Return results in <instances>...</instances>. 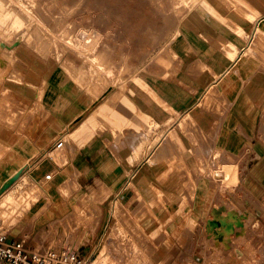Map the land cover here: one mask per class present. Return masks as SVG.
<instances>
[{"label": "rangeland", "instance_id": "rangeland-1", "mask_svg": "<svg viewBox=\"0 0 264 264\" xmlns=\"http://www.w3.org/2000/svg\"><path fill=\"white\" fill-rule=\"evenodd\" d=\"M197 1L0 0V188L21 172L0 194V232L36 249L71 246L93 264H264L261 229L250 230L262 208L244 189L241 167L213 155L210 144H154L164 135L186 140L177 127L185 112L168 111L152 95L141 91L140 98L135 91L141 90L137 79L155 91L161 78L199 73L177 30ZM205 9L202 2L196 8ZM253 24L239 37L243 44ZM261 49L245 58L264 64ZM139 98L160 111L152 128L149 107L140 109ZM103 99L110 114L72 140L78 174L71 165L63 170L71 131ZM164 113L169 117L162 122ZM78 139L88 144H75ZM135 142L143 144L140 159L121 180L125 146H114ZM155 145L159 155L152 162ZM208 154L216 164L205 163ZM141 168L147 180L135 198L134 174ZM205 177L215 182L208 198L217 196V202L202 222L200 214L192 215L201 206ZM117 197L122 205L114 220Z\"/></svg>", "mask_w": 264, "mask_h": 264}, {"label": "crops", "instance_id": "crops-1", "mask_svg": "<svg viewBox=\"0 0 264 264\" xmlns=\"http://www.w3.org/2000/svg\"><path fill=\"white\" fill-rule=\"evenodd\" d=\"M201 2L206 9L200 13L196 8ZM252 22L254 24L246 44H243L239 37L246 29V25ZM177 30L183 31L182 41L184 45H187V51L195 56L189 65L193 67V64L197 62L195 65L200 69L199 73L190 76L184 75L183 72L179 77L161 78L154 86L155 91L137 79L141 90L135 88V91L140 98H143L141 91L152 95L157 101H161L168 111L185 112L177 127L186 140L175 141L171 138L172 136L164 135L162 141L154 144H178V142L179 144H210L209 148L213 150V155H219L220 159L221 156L225 159L229 158L231 164L241 167L240 175L244 182V189L252 196L256 205L262 208L261 212L257 210L262 216L261 220L253 221L250 230L252 232L261 229L260 235L264 244V64L252 58H245L247 53L258 54L264 47V0H198L195 2V7L182 17ZM256 37L260 39L255 40ZM165 53L164 59L171 56V51H165ZM172 54L175 56L174 53ZM210 90L213 92H209ZM140 98V109L149 107L152 128L154 121L152 117L158 120L160 111L154 101L147 102L149 98H146L145 102H142ZM105 100L99 101L71 131L70 150H67L66 166L63 170H66V167L71 170L72 166L78 174L73 164L77 150L72 140L85 134L88 124L93 126L102 124L98 116H107L111 112ZM136 112H138L137 108H135ZM160 116L162 122L169 117L166 113ZM111 117L115 118L113 124L118 125L121 120L118 113H112ZM125 117L129 116L125 114ZM130 117L133 118V125L136 128L140 120L136 115ZM156 120L155 123H157ZM157 131L158 129H155L152 133ZM135 138L132 136V141ZM75 144H88V140L78 139ZM121 145L125 146L119 154L122 164L121 180H123L125 175H132V165L139 161L143 144L135 142L134 144H118L114 147L118 149ZM155 146V150L153 149L149 156L152 162L159 155L155 152L157 145ZM204 159L207 165L216 164L215 156L208 154L204 156ZM98 165L109 169L107 163L102 160L98 161ZM113 169L111 170L115 174L116 170ZM147 173L141 168L134 174L135 198L141 195L139 191L140 193L143 191L142 182L147 180ZM211 187L216 188L213 180L201 178V206L196 207L192 218L200 217L199 220L204 222L207 217H210L211 207L217 202V196L208 198ZM123 192L120 189V196L122 199L127 198L128 192ZM122 199L117 197L111 203L113 218V211L117 205H122L120 201ZM196 213L200 216H196ZM191 222L193 226L195 222L192 220ZM59 228L63 229V227ZM10 237L24 241L29 248L35 250L47 248L42 244V248L36 249L33 247L35 244L26 242L16 235Z\"/></svg>", "mask_w": 264, "mask_h": 264}, {"label": "built area", "instance_id": "built-area-1", "mask_svg": "<svg viewBox=\"0 0 264 264\" xmlns=\"http://www.w3.org/2000/svg\"><path fill=\"white\" fill-rule=\"evenodd\" d=\"M46 180L50 176H45ZM0 264H93L71 246L35 250L22 240L0 232Z\"/></svg>", "mask_w": 264, "mask_h": 264}, {"label": "water", "instance_id": "water-1", "mask_svg": "<svg viewBox=\"0 0 264 264\" xmlns=\"http://www.w3.org/2000/svg\"><path fill=\"white\" fill-rule=\"evenodd\" d=\"M20 173L21 172H17L12 178L3 184V186L0 188V194L9 188L19 178Z\"/></svg>", "mask_w": 264, "mask_h": 264}, {"label": "bare ground", "instance_id": "bare-ground-1", "mask_svg": "<svg viewBox=\"0 0 264 264\" xmlns=\"http://www.w3.org/2000/svg\"><path fill=\"white\" fill-rule=\"evenodd\" d=\"M40 115H41V114H40ZM29 124H30V123H29ZM127 144H128V143H127ZM61 147H62V144L59 143V144L57 145V149H59V148H61ZM162 148H163V147H162ZM174 149H175V148H174ZM169 156H170V155H169ZM157 157H158V156H157ZM157 157H156V158H157ZM179 160H180V159H179ZM177 161H178V160H177ZM179 167H180V166H179ZM168 169H169V168H168ZM170 169H171V168H170ZM169 173H170V172H169ZM46 176H47V175H46ZM49 176H50V179H49V180H51V175H49ZM45 179H46V177H45ZM127 216H128V215H127ZM210 223H211V222H210ZM54 224H55V223H54ZM129 225H130V224H129ZM50 226H51V225H50ZM121 230H122V229H121ZM125 230H126V229H125ZM119 231H120V230H119ZM116 232H118V231H116ZM120 232H121V231H120ZM120 232H119V233H120ZM126 232H127V231H126ZM128 232H129V231H128ZM119 233H117L118 236H119ZM124 234H126V238H127V239H128V238L130 239L131 236H130V237L127 236V234H129V233H124ZM116 238H117V237H116ZM121 238H122V237H121ZM119 241H120V240H119ZM127 241H128V240H127ZM131 241H132V240H131ZM143 241H144V240H143ZM216 241H217V240H216ZM128 243H129V242H128ZM131 243H132V242H131ZM131 243H130V244H131ZM130 244H129V245H130ZM132 244H133V243H132ZM124 245L126 246L127 244H124ZM123 247H124V246H123ZM126 247H128V246H126ZM129 247H130V246H129ZM133 247H134V246H133ZM123 249H124V248H123ZM150 250H151V249H150ZM128 251H129V250H128ZM125 252L127 253V251H125ZM143 252H144V251H143ZM122 253H123V252H122ZM128 254H129V253H128ZM115 255H116V254H115ZM115 255H114V258L116 257ZM123 258H124V257H123ZM118 259H119V258H118ZM106 260H107V259H106ZM113 261H114V260H113ZM123 261H124V260H123ZM126 261H127V260H126ZM127 262H128V261H127ZM124 264H125V262H124ZM127 264H128V263H127ZM129 264H130V263H129ZM131 264H132V263H131Z\"/></svg>", "mask_w": 264, "mask_h": 264}]
</instances>
